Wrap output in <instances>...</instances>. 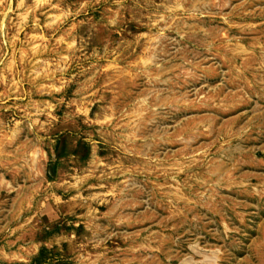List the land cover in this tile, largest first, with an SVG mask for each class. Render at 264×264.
Listing matches in <instances>:
<instances>
[{
    "label": "rangeland",
    "instance_id": "1",
    "mask_svg": "<svg viewBox=\"0 0 264 264\" xmlns=\"http://www.w3.org/2000/svg\"><path fill=\"white\" fill-rule=\"evenodd\" d=\"M0 264H264V0H0Z\"/></svg>",
    "mask_w": 264,
    "mask_h": 264
}]
</instances>
